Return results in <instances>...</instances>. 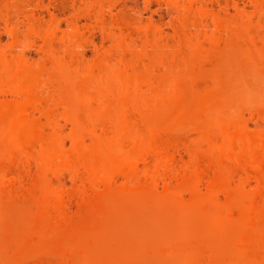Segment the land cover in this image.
<instances>
[{"label": "bare ground", "instance_id": "6f19581e", "mask_svg": "<svg viewBox=\"0 0 264 264\" xmlns=\"http://www.w3.org/2000/svg\"><path fill=\"white\" fill-rule=\"evenodd\" d=\"M55 1L0 0V264H264V0Z\"/></svg>", "mask_w": 264, "mask_h": 264}, {"label": "rangeland", "instance_id": "374dc122", "mask_svg": "<svg viewBox=\"0 0 264 264\" xmlns=\"http://www.w3.org/2000/svg\"><path fill=\"white\" fill-rule=\"evenodd\" d=\"M44 2L51 3V7L49 10L44 9L43 13L45 15V18H50L51 12L56 13L58 16L61 15L60 12V6L57 1L55 0H43ZM240 6H242V3H239ZM116 8H122V10L128 15L133 16L134 12L137 11L142 16V22H145L147 19L154 18L155 21H160L161 25L164 26L165 29L170 30L171 24L176 20V15L170 8H158L155 4H152L149 6V8H145V0H116ZM73 5L71 2L66 1L65 2V13H71L73 11ZM245 9L248 11V13L251 11L250 5H245ZM253 20H256V17H253ZM88 22L92 24L93 22L90 20H84L81 19V22ZM64 25V23H62ZM93 38L99 46V50H105L108 45L109 41L105 39V36L97 30L93 29ZM4 38L7 39L6 35L3 34ZM30 52L33 54L34 58L41 57V53L36 50V48H30ZM86 56L88 59H92L95 57V52L91 48L86 49ZM253 124V123H252ZM70 180L66 179V182L69 184Z\"/></svg>", "mask_w": 264, "mask_h": 264}]
</instances>
